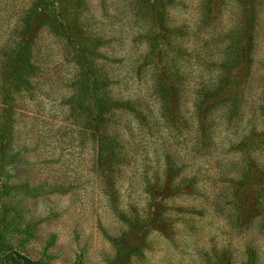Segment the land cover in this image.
<instances>
[{
	"label": "rangeland",
	"instance_id": "1",
	"mask_svg": "<svg viewBox=\"0 0 264 264\" xmlns=\"http://www.w3.org/2000/svg\"><path fill=\"white\" fill-rule=\"evenodd\" d=\"M264 264V0H0V264Z\"/></svg>",
	"mask_w": 264,
	"mask_h": 264
},
{
	"label": "trees",
	"instance_id": "2",
	"mask_svg": "<svg viewBox=\"0 0 264 264\" xmlns=\"http://www.w3.org/2000/svg\"><path fill=\"white\" fill-rule=\"evenodd\" d=\"M18 257L20 258L22 264H33V261L28 257L22 255H18Z\"/></svg>",
	"mask_w": 264,
	"mask_h": 264
}]
</instances>
